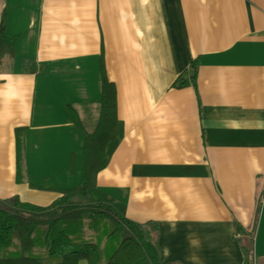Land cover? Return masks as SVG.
I'll use <instances>...</instances> for the list:
<instances>
[{
  "label": "crops",
  "instance_id": "obj_1",
  "mask_svg": "<svg viewBox=\"0 0 264 264\" xmlns=\"http://www.w3.org/2000/svg\"><path fill=\"white\" fill-rule=\"evenodd\" d=\"M1 18L0 200L78 184L72 112L94 130L102 59L116 128L87 198L154 222L161 263L243 264L249 238L264 264L262 0H0Z\"/></svg>",
  "mask_w": 264,
  "mask_h": 264
},
{
  "label": "trees",
  "instance_id": "obj_2",
  "mask_svg": "<svg viewBox=\"0 0 264 264\" xmlns=\"http://www.w3.org/2000/svg\"><path fill=\"white\" fill-rule=\"evenodd\" d=\"M0 20V60L12 53L14 38L5 34ZM100 100L95 128L83 132L72 112L74 125L81 131L83 144L81 171L74 187L56 189L57 196L45 206L20 201L0 200V264H76L85 258L88 264H164L159 260L158 228L152 221L135 223L121 216L106 203L87 198V189L107 161L104 144L112 140L116 128L115 88L104 72L100 59ZM188 79L177 75L172 86L182 87L194 77L190 63ZM19 133V132H18ZM16 132V176L19 178L21 135ZM90 231L88 237L85 232ZM104 242V254L100 244ZM252 240L241 241L243 264H252ZM171 264V263H165Z\"/></svg>",
  "mask_w": 264,
  "mask_h": 264
},
{
  "label": "rangeland",
  "instance_id": "obj_3",
  "mask_svg": "<svg viewBox=\"0 0 264 264\" xmlns=\"http://www.w3.org/2000/svg\"><path fill=\"white\" fill-rule=\"evenodd\" d=\"M85 233H86V235H87V237H88L90 231H88V232L86 231ZM100 246H101V249H102V248L104 249V247H102V246H103L102 243L100 244ZM103 249H102V254H104V250H103Z\"/></svg>",
  "mask_w": 264,
  "mask_h": 264
},
{
  "label": "built area",
  "instance_id": "obj_4",
  "mask_svg": "<svg viewBox=\"0 0 264 264\" xmlns=\"http://www.w3.org/2000/svg\"><path fill=\"white\" fill-rule=\"evenodd\" d=\"M262 6H263V11H264V0H262Z\"/></svg>",
  "mask_w": 264,
  "mask_h": 264
}]
</instances>
